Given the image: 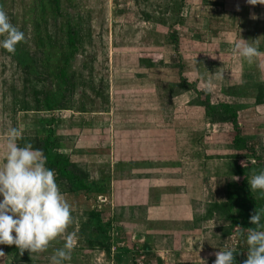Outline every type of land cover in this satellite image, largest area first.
<instances>
[{"label": "rangeland", "instance_id": "obj_1", "mask_svg": "<svg viewBox=\"0 0 264 264\" xmlns=\"http://www.w3.org/2000/svg\"><path fill=\"white\" fill-rule=\"evenodd\" d=\"M0 9L25 34L15 53L0 48V164L9 127L46 155L77 234L65 264H213L228 248L243 264L249 228L235 218L250 197L237 184L247 180L258 199L249 182L264 170V54L249 62L234 46L242 38L264 53V4L0 0ZM207 101L230 103L236 123ZM62 159L79 188L58 172ZM65 242L40 253L0 244V264H51Z\"/></svg>", "mask_w": 264, "mask_h": 264}, {"label": "clouds", "instance_id": "obj_2", "mask_svg": "<svg viewBox=\"0 0 264 264\" xmlns=\"http://www.w3.org/2000/svg\"><path fill=\"white\" fill-rule=\"evenodd\" d=\"M247 2L264 4V0ZM24 40V32L0 9V48L15 53L17 45ZM234 51L249 62L264 54L242 38L236 42ZM21 139V130L9 127L5 156L0 164V244L15 245L20 253L25 250L40 253L66 234L64 246L51 257V264H65L71 260L77 241L75 232L67 233L73 221L71 205L60 190L55 170L47 166L44 152L33 148L31 143L21 146L18 143ZM249 184L252 191L264 197V170L253 174ZM249 223L255 227L249 228L246 236L248 250L243 264H264V209L254 211ZM234 253L232 248L220 250L213 264H236ZM3 255L0 250V256Z\"/></svg>", "mask_w": 264, "mask_h": 264}, {"label": "trees", "instance_id": "obj_3", "mask_svg": "<svg viewBox=\"0 0 264 264\" xmlns=\"http://www.w3.org/2000/svg\"><path fill=\"white\" fill-rule=\"evenodd\" d=\"M207 103H209L208 104L209 106L210 105L214 106V109H216L218 107H219V109L220 108L222 109V111H221V113H219L218 117H222L225 115L227 116L226 119H223V117H222V121L228 120L233 124L236 123L237 112L233 109L234 107L230 103H227V104L226 103H220L219 104L220 106L213 105L210 103V101H207ZM234 127H235V125H234ZM241 140H242V137L240 136L239 131H237L235 136H234L233 142L237 147H240L241 143H242ZM57 170L61 175L65 176L66 178H72V177L76 178L77 181H74V185L77 187L79 186V183H77V182L79 180H82V179L80 177L78 178V176L75 175L73 170L67 169V166L65 165L63 159L60 160V166L57 168ZM236 171L242 173V168L237 167ZM228 184H229V181H228ZM228 184H226V186H225L226 199L224 201H222V203L218 204V205H221L222 207H228V203H229L230 198H231V197H229ZM237 187H238V191H241V196H243L244 194H248V197H250V199L247 197H244V199L243 198L239 199L238 204H240V206H239V208H240V221H236V218H235L236 225L240 226V228L255 227V225H251L249 223V218H250V215H252L254 213V211L259 212L261 209H264L263 197L259 196L258 199L255 197H254L255 199L252 198L249 195V190L247 187V180H245V179L238 182ZM86 189L88 190L87 187H86ZM260 201H261V203H259Z\"/></svg>", "mask_w": 264, "mask_h": 264}]
</instances>
